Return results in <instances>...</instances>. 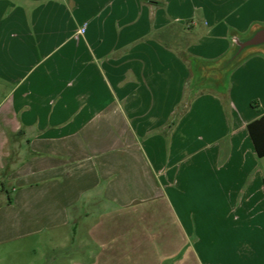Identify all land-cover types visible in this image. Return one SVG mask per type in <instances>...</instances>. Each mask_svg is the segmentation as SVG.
Returning <instances> with one entry per match:
<instances>
[{"label":"crops","instance_id":"1","mask_svg":"<svg viewBox=\"0 0 264 264\" xmlns=\"http://www.w3.org/2000/svg\"><path fill=\"white\" fill-rule=\"evenodd\" d=\"M171 26L182 43L157 36ZM257 31L264 0H0V246L45 237L52 264H264L248 131L264 45L219 91L187 90L194 64Z\"/></svg>","mask_w":264,"mask_h":264},{"label":"rangeland","instance_id":"2","mask_svg":"<svg viewBox=\"0 0 264 264\" xmlns=\"http://www.w3.org/2000/svg\"><path fill=\"white\" fill-rule=\"evenodd\" d=\"M262 33V31L253 32V34L241 41L238 45V51L240 52L236 54V56L238 55L236 58L245 55L255 46L259 47L262 44L264 45V36ZM185 34L183 29L177 26L166 28L160 33L163 40L173 44L182 43ZM256 39L260 41H253ZM230 61L231 59L227 58L207 65L194 64L193 66L197 67L198 70L196 68L193 71L187 84V90L190 93L206 89L219 91L223 87L226 73L231 67ZM42 238L45 237L40 238V243H36L35 241L33 243L30 240L32 245L30 241H27L28 238H24L20 242L11 243V245L6 247L3 246L2 248V246H0V264H52L51 256L54 246L44 242ZM45 240H47V238ZM33 244L36 248V252L31 251V246H33ZM204 247L206 249L205 255L208 259L218 261L219 258H222V250L225 246L217 243L215 245H205ZM242 248L243 246H235V249ZM40 253L44 254L42 259L38 256Z\"/></svg>","mask_w":264,"mask_h":264},{"label":"trees","instance_id":"3","mask_svg":"<svg viewBox=\"0 0 264 264\" xmlns=\"http://www.w3.org/2000/svg\"><path fill=\"white\" fill-rule=\"evenodd\" d=\"M161 32H159L157 36L162 39L160 35ZM253 41L259 42L260 40L256 39ZM238 52L239 51L237 49V51L233 53L230 63L236 62V57H237L236 54ZM248 131L257 155L263 156L264 155V114L248 124Z\"/></svg>","mask_w":264,"mask_h":264},{"label":"water","instance_id":"4","mask_svg":"<svg viewBox=\"0 0 264 264\" xmlns=\"http://www.w3.org/2000/svg\"><path fill=\"white\" fill-rule=\"evenodd\" d=\"M262 34H263V36H264V32H263Z\"/></svg>","mask_w":264,"mask_h":264}]
</instances>
